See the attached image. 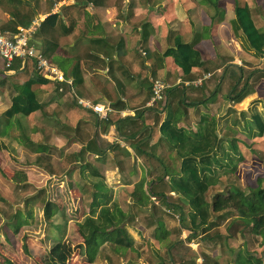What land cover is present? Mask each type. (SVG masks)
I'll use <instances>...</instances> for the list:
<instances>
[{
    "label": "crops",
    "instance_id": "crops-1",
    "mask_svg": "<svg viewBox=\"0 0 264 264\" xmlns=\"http://www.w3.org/2000/svg\"><path fill=\"white\" fill-rule=\"evenodd\" d=\"M246 2L255 26L264 32V0ZM234 7L235 0H0V30L12 35L19 26L40 18L31 44L66 78L73 80L72 88L54 80L34 85L37 93L54 91L57 101L29 115L16 114L6 120L2 114L33 65L16 59L10 68H5L0 59V182L3 183L0 200L11 202L12 192L8 190L15 179L10 176L27 175L25 182L32 185V177L43 175L59 180L58 187L64 196L60 201L67 210L66 200L71 197L76 198L75 208H81L85 204L81 199L85 189L89 193L92 189L87 178L98 175L105 177L107 186H113L114 199H126L129 218L139 222L145 237L157 225L164 226L163 240L173 235L174 230L163 214L155 213L171 207L168 195L176 194L167 180L179 173L181 160L159 131L165 117V102L174 105L183 100L186 104L187 113L179 126L195 129L200 115L214 110L212 113L220 117L226 128V114L232 113L230 108L240 114L245 108L240 105L260 98L256 88L264 86V81L260 82L262 77L244 97L248 100L225 98L236 96L239 92L233 86L244 82L242 67H249L241 64L240 59L251 62L256 56L241 30H234ZM174 36L194 42L204 61L188 77L182 74L172 56L164 55L173 45ZM259 58L264 63V57ZM65 61L69 62L68 71L60 65ZM227 64L236 70L227 69ZM255 69L258 68L252 70ZM206 74L209 76L203 77ZM216 74L220 79L238 74V79L226 93L218 88L220 79L213 78ZM156 78L164 80L169 87L163 102L148 106L152 80ZM198 78H203L202 84L193 85ZM251 81L252 78L249 84ZM77 98L108 107L107 117L74 105ZM6 124L10 125V131L3 127ZM21 139L25 141L22 143ZM88 141L90 148L86 149ZM139 180H144L142 190L152 195L137 206L131 193ZM5 192L9 198L4 197ZM162 193L169 205L158 201ZM36 194L32 188L24 199L28 198L33 205ZM52 195L47 198L54 199ZM38 201L35 206L39 205ZM66 236L68 239L70 234ZM157 236L162 238L160 234ZM2 248L6 255L0 254V263L5 256L9 260L7 264H16L14 253ZM32 256L33 253L25 255V262Z\"/></svg>",
    "mask_w": 264,
    "mask_h": 264
},
{
    "label": "trees",
    "instance_id": "trees-1",
    "mask_svg": "<svg viewBox=\"0 0 264 264\" xmlns=\"http://www.w3.org/2000/svg\"><path fill=\"white\" fill-rule=\"evenodd\" d=\"M215 3L217 2L215 1ZM234 11V30H241L249 49L256 56L264 57V32L255 26L246 0H235ZM164 55L172 56L174 63L187 77L193 69L204 64L200 51L194 47V42H185L179 36L173 37V45L166 49ZM242 71H244L243 67ZM29 72L27 78L19 84L17 94L12 96L10 104L2 114L6 120L16 114L29 115L57 101L54 91L37 93L34 89V85L46 84L49 79L41 76L34 69ZM246 73L242 87L237 90L239 93L231 98L228 95L225 96L228 101L242 100L252 88L249 79L252 78L257 82L264 77V69L258 68ZM239 83L236 82L233 88L236 89ZM164 110L165 117L159 126L160 134L176 150L181 159L179 173L170 175L167 180L170 190L176 194L172 197L174 203L170 206L178 212L183 227L187 228L192 235L199 231V233L205 234V237L212 238V235H207V231L217 225L216 218L223 217L227 212H234L235 217L228 225L226 237L233 238L232 226H240L241 231L247 229L251 234L261 236L264 240V186L261 184L262 179H257L256 187L225 186L212 194L210 201L206 199L208 189L216 183V169L229 167L232 162L225 160L228 154L225 153L224 145L229 142L230 149L236 153L232 141L222 133L225 127L224 123L216 117L215 113H204L197 120L195 129L179 126L180 120L187 113V107L183 100L174 105L166 101ZM245 112L248 113V119L244 122L247 124H242V126L246 134L249 137L262 136L264 133V99H253ZM91 141L94 143L92 139ZM91 141H88L86 149L90 148ZM239 159H242L240 155ZM85 163L89 165L88 162ZM235 167L234 164L231 169L233 170ZM94 172L97 173L96 170ZM87 179L92 185L90 202L87 205V211L78 221L77 231L81 239L76 246L80 251L81 259L90 264H99L96 259L101 253H104L102 252L104 246L116 253L120 252L118 254L122 255L123 250L133 248L135 240L125 234L127 216L118 206L116 199L113 198V190L107 188L110 192L102 191L104 187H107L104 177L94 175ZM143 184L144 180H139L131 193L137 206L142 205L144 200H150L152 195L142 190ZM97 187L99 190L96 189ZM161 196H163L164 204L169 205L166 195L162 193ZM23 202L26 205L23 212L26 218L30 219L36 206H32L28 198H25ZM37 207L36 209L41 211L44 225H50L57 221L63 226H67L71 219L67 214L66 206L60 199L57 201L55 198H47L46 195L40 196V203ZM22 225L26 224L21 221L17 222L15 232ZM26 235L29 236L28 233ZM215 236H220V234L216 232ZM54 243L55 241L52 242V244ZM64 245L67 248L72 246L69 242ZM27 249L29 250V246ZM55 249L56 247H53L51 252ZM56 257L60 260L64 258L61 253ZM204 257L208 256L204 255ZM236 257L235 264H264L263 260L245 250H238ZM191 261L193 264L194 260ZM213 264H219L217 257L214 258Z\"/></svg>",
    "mask_w": 264,
    "mask_h": 264
},
{
    "label": "rangeland",
    "instance_id": "rangeland-1",
    "mask_svg": "<svg viewBox=\"0 0 264 264\" xmlns=\"http://www.w3.org/2000/svg\"><path fill=\"white\" fill-rule=\"evenodd\" d=\"M35 1L38 2L39 0ZM55 60L58 61L56 57ZM240 60L241 64H245L249 67V69L243 67L244 76L247 75L246 72L253 68L264 67V63L257 56L251 58V62L246 61L245 58H241ZM60 65L64 71H68V61L63 62ZM251 67L252 69H250ZM226 68L236 70V67L232 66V64H227ZM237 76L238 74L235 77L229 78L226 76L224 79H220L219 75L216 74L213 78H216L215 80H217V78L218 80L220 79L218 88L220 86L221 89L225 90L227 93L231 89L235 80L238 79ZM263 81L264 77L260 82ZM255 83V80L252 79L251 87H254ZM242 84L243 81L237 85L236 90L241 88ZM254 89L255 88H253V90ZM256 89H258L261 94L260 98L264 99V86ZM244 100L248 99L244 98ZM244 100L242 102H244ZM248 103V101H245V103L240 105V107H245L240 114L233 108H230L232 110L231 114L230 112L226 114L227 126L222 133L227 136L228 140L232 141L236 153L230 149L229 142L224 145L225 153L228 154V156L225 157V160L227 162H232H230L229 167H220L216 169V183L208 189L206 193L207 201L211 200L212 194L228 185L238 186L240 188H246L248 186L256 187L258 184L257 179L260 178L262 179L261 184L264 186V133L262 136L249 137L242 126V124H247L244 122L248 119V113L245 112L247 109V106L245 105H248ZM73 104L77 105L76 101L73 102ZM213 111L204 113L212 114ZM15 121L16 119H13L12 122L15 123ZM49 125H51V123H49ZM3 127L6 131L11 130L9 124H6V126L3 125ZM191 127L192 128L190 129H193L194 126ZM24 141L25 139H21L22 143ZM239 155L242 159L238 160ZM234 164L236 167L232 170L231 168ZM0 174L2 175V173ZM10 177L15 179L14 185L12 184V186H9L8 190V192H12V198H10L11 202L0 200V239L3 240L2 243H0V254L2 253L3 255H6L3 253L2 247L5 249L7 247L10 254L14 253L16 264H90L81 259V255L79 256L80 251L78 246H76L81 239V236L77 231L78 221L83 213L87 211V205L90 202V193L87 191L88 189H85L84 196L81 198L85 203L83 207L75 208L73 205V200H76L75 197L66 200L69 202L67 214H69V217L72 219L67 226H63L57 221H54V223L50 225H44L41 211L39 212V210H33L32 217L30 219L28 217V219L26 218L23 212L26 205L23 200L26 194L32 192V188L37 192V195H33V197H36L37 199H32V206L34 207L36 201L39 200L38 202L40 203V196L43 195L48 196L53 194L57 201L60 198L62 199L64 196L63 193L60 192V187H58L59 180H52L43 175H35L31 178L33 184L29 185L25 182V180H27V175ZM4 179L8 181L6 177ZM1 186L3 187L2 182H0V187ZM4 188L6 189V185ZM107 188L113 190V186L108 184V186L104 187L102 191L110 192L111 189L108 190ZM96 189L99 190L98 187ZM46 190H48L49 193H46ZM2 191L4 192L3 188ZM114 194L113 191V197ZM0 195V197H2L1 191ZM4 197L9 198L7 193ZM161 197L162 198L160 199L158 198L159 202L163 199V196ZM168 197L170 198V203L173 204L174 199L170 195H168ZM116 202L121 209L122 207L120 205L123 206V211L125 210L124 212L127 216L125 234L135 240L134 245L131 249L123 250L122 255L118 254L120 252L116 253L110 248L108 249L107 246H104L102 248V250H104L102 252L104 253H101V257L96 259L99 264H120L121 260H124V264H192L191 260H194L193 264H213L215 257L218 258L219 264H235V259L237 258L236 253L238 250L250 252L264 262V240L261 236L251 234L247 229H242L243 231H241L240 226H232L231 233L233 234V238L229 239L226 237V234L228 233V225H230L235 217L234 212H227L223 217L216 218L217 225L207 231V235L209 234L213 237L207 238L205 237V234L202 232L199 233V231L194 235L190 234V231L187 228H184L183 223L179 220L178 212L172 207L166 208V210H163V213L159 210L155 213L163 214L166 223L174 230L173 235H169L163 240L164 237H162L161 234L164 231V226L157 225L154 229H151L152 233H149L148 236L145 237L144 231L138 226L139 222L134 221V218H129L130 213H128L126 208L129 205L126 199H120L119 201L116 199ZM16 205H19V207H16ZM20 221L26 225H22L20 229L15 232V224ZM30 221L31 223H29ZM167 228L168 226H166L165 230ZM216 232H218L220 236L214 237ZM27 233L29 236L26 235ZM67 234H70L68 239L66 236ZM157 234H160V237L162 238H158ZM54 241L55 243L52 244ZM67 242L75 247L72 248V246H69V248H67L64 245ZM27 246H29V250L27 249ZM53 247H56V249L51 252ZM32 251H34V256L31 257L30 261L25 262L27 259L25 255L32 254ZM60 253L64 256L61 260L56 257L57 254L60 255ZM204 255L208 257L206 258ZM3 257V263L9 261L5 256ZM0 261H2V257H0ZM139 261L140 263H137Z\"/></svg>",
    "mask_w": 264,
    "mask_h": 264
},
{
    "label": "built area",
    "instance_id": "built-area-1",
    "mask_svg": "<svg viewBox=\"0 0 264 264\" xmlns=\"http://www.w3.org/2000/svg\"><path fill=\"white\" fill-rule=\"evenodd\" d=\"M40 18H35L29 25L19 26L17 31L9 35L8 33L0 30V59L2 60L5 68H10L13 61L16 59L23 61H30L33 69L41 76L54 80L55 82L64 83L65 86L72 88V78H66L57 66L52 64L50 60L37 50L31 44V38L36 32L39 25ZM209 74L204 75L207 77ZM203 78H198L192 83L195 86L202 84ZM169 85L162 79L156 78L152 80L151 96L147 103L148 106H153L155 103L163 102L167 94ZM62 90V88H58ZM77 105L89 108L98 116L106 118L110 109L102 104H94L88 99L77 98Z\"/></svg>",
    "mask_w": 264,
    "mask_h": 264
}]
</instances>
